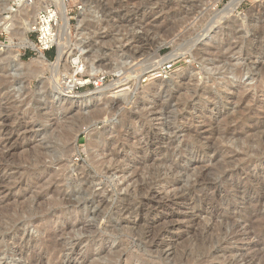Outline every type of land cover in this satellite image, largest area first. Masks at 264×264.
<instances>
[{"label":"rangeland","instance_id":"374dc122","mask_svg":"<svg viewBox=\"0 0 264 264\" xmlns=\"http://www.w3.org/2000/svg\"><path fill=\"white\" fill-rule=\"evenodd\" d=\"M87 1L101 19L88 27V54L106 66L131 60V81L83 109L52 100L48 67L16 74L14 54L0 52V213L19 218L0 264H264V228L251 227L264 218V162L247 149L264 139V7L243 0L219 18L230 0ZM79 3L68 0L71 25ZM180 47L167 78L142 81L144 66ZM11 49L23 63L36 57ZM109 158L118 169L93 164ZM54 181L69 202L46 192Z\"/></svg>","mask_w":264,"mask_h":264},{"label":"bare ground","instance_id":"6f19581e","mask_svg":"<svg viewBox=\"0 0 264 264\" xmlns=\"http://www.w3.org/2000/svg\"><path fill=\"white\" fill-rule=\"evenodd\" d=\"M11 1L12 0H4L3 3L0 5V29L7 35V39H8L6 44L0 43V52L1 53L2 52H6V53L14 54L13 55V63H14L15 70L14 69L13 70L17 72L16 74H18V71H20L21 70L20 68H22L23 66H27L26 67L27 71L29 73H31L32 75H39L40 73H42L44 71L45 67H48L49 70H50V73H51L50 80H51V83H52V90H51V98H52V100L53 101L54 100L55 101H59L60 103L65 102V104H66L67 101H69L70 103H78V106L80 108H83V109L86 106H89V104L93 100H95L96 98H99V97L101 98V96H106L109 93L113 94V95L117 94V93L125 90L128 87V86H126V84H127V82H129V76H130V72L131 71L129 70V67H127L128 66L127 64H129L131 60L130 61H128V60L124 61V60H122L120 58V60L117 62L118 58H115L116 59V63L115 64H113L112 66L111 65L110 66H106L105 64L98 63L97 61H95L94 60V56H92V54H88L89 50H87L86 48H88V46H89L88 44L89 43L87 42V40L89 38L88 35H90L92 33V31H90V30L88 31V29H89L88 27H89V25H91V26L93 25L94 26L95 24L96 25L100 24L101 19L99 18L98 14H97V10L94 8V6H91V4L87 0H79L80 1V3H79L80 4V9L78 10L79 13L76 16V22L73 25H71V23L69 21L70 17L68 16V11H69L68 10V0H50V1H53L57 5V7L59 9V22H60V24H59V27H58V38L56 40V45H57V47H56L57 48L56 57H55L54 61H51V60L46 59L45 55L42 52H39V53H36V57H32L27 63H23V62L19 61V59L17 57L18 56L17 50H14V49H11V48H13L14 46H16L18 49H20V48H28L29 47L32 50H34L35 43H34V41L30 40L27 37L26 33L31 31L32 25H33V23H34V21L36 19V15H37L38 10L43 8V7H45L49 3V1H47L45 3L38 1V2L35 3L34 6L22 7L20 9H18L16 13L10 14L7 17H5L3 15H4V13L6 11H8L10 9V2ZM242 1L243 0H230L228 5L221 11V15L219 16V18H225L230 13L235 11L238 8V6L241 4ZM261 2H262L261 0H253L254 4H253V6H252L250 11L251 12H257V13L261 12L263 7H264V2H263V4H261ZM259 29L261 30L262 33H264L263 32L264 29H263V31H262V28H259ZM72 31L75 33V38L76 39H74V40H72L70 38V36L72 35ZM14 39H17L16 43H14V41H13ZM160 46H163V45L161 44L158 47H160ZM176 50H180V52H176ZM182 50L183 49H181V47H180V48H176L175 49V53L174 52L173 53H168L167 55H165L163 57L157 56V60L155 62H153L150 65L144 66V68H143L144 71L145 72H149V71L155 70V68L158 65H160V64H162L164 62L171 61L172 59L177 58L179 56H182L184 54V52H182ZM76 53L80 54L83 62L86 64L85 74L88 75L89 77H94V76L98 75L99 73H103V74L104 73H108V74H116V75L121 74L123 76H119L117 79H114V80L110 81L107 85L102 86L100 88L92 89V90H86V91H83V92H72L70 94V93H68V92H70V90H69L70 89L69 87L71 85L70 83L74 80V79H72L71 74H70V70H71L70 60L76 56ZM262 67H263V65H262ZM151 75L152 76H157L158 74H156V72H153V73H151ZM258 76H259L260 84H264V69L263 68L259 71ZM68 78H70V81H69L70 83L67 82ZM228 80L230 81V78ZM222 83H223V81H222ZM227 83H230V82H227ZM96 110H98V109H96ZM100 110L101 109H99V111ZM78 128L77 129L75 128L76 130H75L74 135H73L74 136L73 137V143H75L76 135L79 132ZM259 134L260 133H258V136H257V137H259V139L258 138L256 139V144H255L256 145L255 147L257 149L253 150V148H254L253 145H251L248 142H247V144H248L247 145V149L250 152H252V154L255 157H258V161L260 163L261 162L263 163L264 162V139L260 138L261 134H260V136H259ZM88 135H89V133H88ZM91 140H92V138H91ZM88 142H87V144H88ZM88 145L90 146V144H88ZM94 148L96 150H98L99 145L95 143ZM96 150H94L95 153H96ZM259 150H260V152H259ZM101 152H100V154H101ZM41 153H43V152L41 151L40 153H36L34 161H30V163H32V165L35 166V168H37L36 166H39L38 164L41 162V159H43V157L41 158V156H42ZM0 154H2V152ZM100 154H98V155L100 156ZM95 155H93V156L95 157ZM111 155L114 156V152L112 151V149H111ZM33 156H34V154H33ZM94 157H93V159H94ZM26 158H31V157L27 156ZM111 161H112V159L109 158L107 160H99V161H95V163H93V162L92 163L96 166V168H98V169L102 168L103 171L105 170V171L108 172L110 170L114 171V169L117 168V166H115L113 164L114 162H111ZM146 162L147 161L144 160L143 161V165H140V167L138 169L144 168L146 166L145 165ZM30 166H29V168H31ZM35 170H37V169H35ZM43 171H44V169H43ZM43 171H41L37 176L38 177H42L44 175V173L46 172V171L45 172H43ZM82 172H83V170H82ZM32 177H34V176H32ZM160 177H163V176H160ZM164 178H165V175H164ZM58 182H60V180ZM247 182H248V180H247ZM49 191H51V192L52 191L53 192L56 191L57 192L56 194L59 195V198H58L59 201H63V203L64 202H69L68 198H66V196H64L62 194L63 192L61 190V187L58 185L57 181L49 182V185H48V188H47L46 192H49ZM36 196H38V195H36ZM36 196L34 198H36ZM263 198H264V196H263ZM27 206L24 207L25 209L24 208L21 209L19 207L20 208L19 210H21V211L26 210ZM15 209H17V207ZM35 210H36V208H35ZM18 211L15 212V213L13 211V215L15 214V216L14 217L12 216L11 219H15V217H17V216H19L21 214V212L18 213ZM5 212L7 213V211H5ZM23 212L25 213V211H23ZM33 213H34L33 211H29L28 214H25L26 218L23 220L24 217H22L21 219L24 222H28V223L32 222L33 217H34ZM37 213L38 212L36 211L35 215H37ZM45 213H41V214H45ZM3 214H5V213H0V235H1V237L3 236L2 237L3 239H0V243L5 242L4 241L5 240L4 238H5V235H6L5 233H9V231L12 229V226L10 228H7V226L13 224V222L15 220L19 219V218L15 219L11 223V220H10L11 216L8 217V215H3ZM10 214L12 215V213H10ZM21 219H20V221H21ZM250 221H251V219H250ZM43 224H44V222H43ZM231 225L233 226V224H231ZM42 226L43 225H41V227ZM251 227H253L254 232L257 231V234L259 232V235H260L261 229L264 228V218L258 216L256 218V220H254V222L252 223ZM15 230H16V228L12 229V232L10 233V236H12V238H13L14 235H16L15 233L17 231L15 232ZM232 234H234V236L236 238H237V236L238 237L240 236L239 232H238V229H235L232 232ZM49 241H52V238ZM261 242H264V241H262V239H261ZM41 243H42V241H41ZM58 246L59 245H57V248H58ZM52 247L56 248L55 243H53ZM3 248H6L4 251H2L3 253L4 252L5 253L9 252L8 247L5 246V245H4V247L2 246L0 248V251ZM208 250H209V248H208ZM251 255H252V253H251ZM10 256H11V254H10ZM211 256H213V255H211ZM20 257H23L22 253L20 254ZM249 258L251 259V257H249ZM217 259H218V257H217ZM242 259H244V258H242ZM261 259H262V257H261ZM262 260H264V259H262ZM250 261H252V260H250ZM248 262H249V260H248ZM256 263H258V261H256Z\"/></svg>","mask_w":264,"mask_h":264},{"label":"built area","instance_id":"2783aa9c","mask_svg":"<svg viewBox=\"0 0 264 264\" xmlns=\"http://www.w3.org/2000/svg\"><path fill=\"white\" fill-rule=\"evenodd\" d=\"M47 2L49 3L38 10L36 19L32 25L30 33L35 34V47L33 53L42 52L45 54L48 51L56 49V40L58 38V27H59V9L57 5L50 0H12L10 2V9L4 13L3 16L7 17L10 14L16 13L18 9L22 7H31L34 6L36 2ZM80 9V4L76 6V10ZM71 11V10H70ZM68 11V13H70ZM4 33V32H3ZM71 64V77L74 79L71 83L70 78L67 79V82L70 83V92H80L83 88H92L97 89L102 86L107 85L110 81L117 79L121 74H108V73H99L94 77H89L85 74L86 64L83 62L79 53H76V56L70 60ZM175 62H164L158 65L155 70L146 72L142 78V81L151 79V73L156 72L163 79L167 78L170 73L174 70ZM124 78V77H123ZM131 81V79H130ZM129 81V82H130Z\"/></svg>","mask_w":264,"mask_h":264},{"label":"trees","instance_id":"16d2710c","mask_svg":"<svg viewBox=\"0 0 264 264\" xmlns=\"http://www.w3.org/2000/svg\"><path fill=\"white\" fill-rule=\"evenodd\" d=\"M52 57H53V52H52L51 56H47L48 59H51Z\"/></svg>","mask_w":264,"mask_h":264}]
</instances>
